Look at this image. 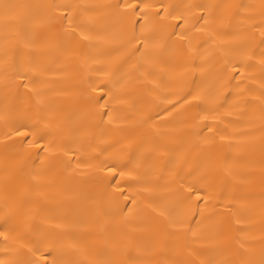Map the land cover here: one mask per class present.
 Listing matches in <instances>:
<instances>
[{"label":"bare ground","instance_id":"bare-ground-1","mask_svg":"<svg viewBox=\"0 0 264 264\" xmlns=\"http://www.w3.org/2000/svg\"><path fill=\"white\" fill-rule=\"evenodd\" d=\"M118 2L0 0V262L43 239L61 264H173L190 227L204 264H264V0H165L188 23L154 25L158 47L140 51ZM100 80L110 117L89 99ZM20 125L91 166L9 139ZM111 165L135 204L109 186ZM192 184L210 197L199 207Z\"/></svg>","mask_w":264,"mask_h":264},{"label":"snow or ice","instance_id":"snow-or-ice-1","mask_svg":"<svg viewBox=\"0 0 264 264\" xmlns=\"http://www.w3.org/2000/svg\"><path fill=\"white\" fill-rule=\"evenodd\" d=\"M115 7L120 11L122 15L127 17L129 23L132 26V36L129 40L130 44H136V51H140L141 48L148 49L151 47H158L157 44L151 43L155 39V32L153 26H159L164 29H172L170 35H176V29L180 28L182 24H187L188 21L183 15H178L176 12L170 11L169 5L165 3V0H119ZM61 20V27L64 28L69 36H77L83 40H88L89 37L83 32L77 33L76 27L73 26L70 16L67 14L59 18ZM200 19H204L200 17ZM68 21L67 25L63 21ZM171 21H175L172 23ZM207 24V21H205ZM197 31H200L197 28ZM181 39L185 37L184 32L179 33ZM261 37H264V30L260 32ZM260 55L264 57V52H261ZM251 56L245 57V60H251ZM261 65H264V59L260 61ZM243 65H237L232 67V72L234 75L233 79L236 78V75L243 76L241 72V67ZM191 101L199 100L200 97L197 95H191ZM91 103L96 106L98 110H103L100 112L102 116L110 117V108H111V99L108 96V91L106 90V85L103 80L97 81L94 86H91V93L89 96ZM189 98L186 96L183 98L181 103H190ZM203 120H207L208 116L201 117ZM208 131L211 132V127L208 128ZM12 137L19 138V143L27 145L28 148L34 149L38 154L43 153L46 156L52 157L54 160L60 159L61 157H66V160H63L66 169L70 168L75 164L73 171H76L80 168L81 164H84L87 167L91 165L88 164L87 157L82 153L77 154L76 151L65 150L63 149L55 140H48L47 133L44 129L40 128L39 125H20L12 129L8 134V138ZM105 170V169H101ZM108 176L112 179L109 180V186L115 187L116 192L123 197L124 201L128 203L135 204V196L129 197L125 192L123 185L120 184V180H125L126 176L130 175L125 173L123 170H118L116 165H111L106 167ZM113 181H115L113 183ZM126 182V181H125ZM186 201L192 202L196 207H199L200 203H204L206 199L210 198L206 189L198 186L197 184L190 185L187 190ZM186 221L174 222V226L177 229H183ZM179 232L173 233V235H179ZM0 236L4 237V240L7 241L8 237L4 232H0ZM197 232L193 231L192 228H188L184 232V249L186 256L185 258L173 261V264H204L203 261L199 260V252L196 250L194 245L197 242ZM23 240L21 236L19 238ZM45 241L43 239H37L32 242V246L28 247L26 244L21 243L20 248L26 249L25 259L18 262V264H61V261L56 258V249L54 247H45ZM3 264V262H0ZM211 264V262H209Z\"/></svg>","mask_w":264,"mask_h":264}]
</instances>
